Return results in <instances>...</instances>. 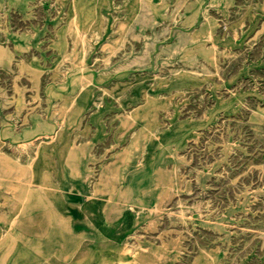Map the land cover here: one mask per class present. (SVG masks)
I'll return each instance as SVG.
<instances>
[{
    "label": "rangeland",
    "instance_id": "1",
    "mask_svg": "<svg viewBox=\"0 0 264 264\" xmlns=\"http://www.w3.org/2000/svg\"><path fill=\"white\" fill-rule=\"evenodd\" d=\"M0 264H264V0H0Z\"/></svg>",
    "mask_w": 264,
    "mask_h": 264
},
{
    "label": "bare ground",
    "instance_id": "2",
    "mask_svg": "<svg viewBox=\"0 0 264 264\" xmlns=\"http://www.w3.org/2000/svg\"><path fill=\"white\" fill-rule=\"evenodd\" d=\"M180 230V229H179Z\"/></svg>",
    "mask_w": 264,
    "mask_h": 264
}]
</instances>
